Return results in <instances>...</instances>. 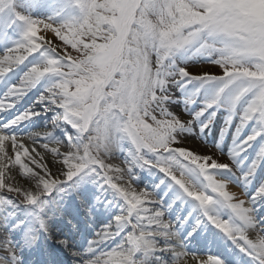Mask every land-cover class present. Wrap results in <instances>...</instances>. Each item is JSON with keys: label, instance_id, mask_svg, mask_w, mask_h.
<instances>
[{"label": "snow or ice", "instance_id": "obj_1", "mask_svg": "<svg viewBox=\"0 0 264 264\" xmlns=\"http://www.w3.org/2000/svg\"><path fill=\"white\" fill-rule=\"evenodd\" d=\"M0 53V264H264V0H0Z\"/></svg>", "mask_w": 264, "mask_h": 264}, {"label": "rangeland", "instance_id": "obj_2", "mask_svg": "<svg viewBox=\"0 0 264 264\" xmlns=\"http://www.w3.org/2000/svg\"><path fill=\"white\" fill-rule=\"evenodd\" d=\"M21 11H23V9H21ZM34 14H39L41 16H47L50 14V11L48 9H42L39 13H34ZM60 22H67V18L60 20ZM18 30H19V25H17L13 31L18 32ZM43 34H44L43 32L38 33V35H43ZM69 51H71V49H69ZM29 58H31V57H29ZM30 95H32V94H30ZM37 119H39V118H37ZM28 123L30 124V122H28ZM261 175H264V172H262ZM234 190H236V189H234Z\"/></svg>", "mask_w": 264, "mask_h": 264}, {"label": "bare ground", "instance_id": "obj_3", "mask_svg": "<svg viewBox=\"0 0 264 264\" xmlns=\"http://www.w3.org/2000/svg\"><path fill=\"white\" fill-rule=\"evenodd\" d=\"M26 125L30 126V124H29L28 122H25V125H21L19 130H20V131H27V130H29V127H26ZM73 201H74L73 198H71V197H66L64 203H65V205H69V204L72 203Z\"/></svg>", "mask_w": 264, "mask_h": 264}]
</instances>
